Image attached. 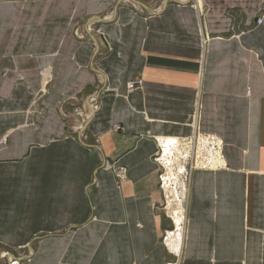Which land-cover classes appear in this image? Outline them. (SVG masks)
<instances>
[{
    "label": "crops",
    "instance_id": "crops-1",
    "mask_svg": "<svg viewBox=\"0 0 264 264\" xmlns=\"http://www.w3.org/2000/svg\"><path fill=\"white\" fill-rule=\"evenodd\" d=\"M206 135L164 242L160 139ZM171 251L264 264V0H0V264Z\"/></svg>",
    "mask_w": 264,
    "mask_h": 264
},
{
    "label": "built area",
    "instance_id": "built-area-1",
    "mask_svg": "<svg viewBox=\"0 0 264 264\" xmlns=\"http://www.w3.org/2000/svg\"><path fill=\"white\" fill-rule=\"evenodd\" d=\"M262 20V16L256 19V23H260ZM47 71V69L43 70V74ZM43 76V75H42ZM135 83L139 82H130L128 84L129 87L134 86ZM92 100V99H91ZM90 104V103H89ZM96 106L91 105V111L93 112L95 110ZM78 111V110H76ZM91 115V114H90ZM89 117V114L84 115L85 120ZM85 122V121H84ZM116 129H118V126H115ZM200 138V137H199ZM201 144V147H203V151H198L196 149L197 146ZM179 145V142H178ZM183 149H181L183 154H180V161L184 165V171L179 172L185 178V182H187L190 171L194 167H202V168H210L214 164L215 166L217 163L213 162V157L219 156L220 153V143L214 136L206 135L202 136L200 139L197 140H189L184 141L182 144H180ZM154 159H158L157 155H155ZM219 159V158H218ZM159 161V160H158ZM160 168H165V166L159 161ZM159 184L162 190L164 191L166 188V179L163 176V171L159 172ZM6 258L11 264H20L19 260L12 257L11 255H6ZM25 259V258H23ZM168 264H177L176 262L168 263Z\"/></svg>",
    "mask_w": 264,
    "mask_h": 264
},
{
    "label": "rangeland",
    "instance_id": "rangeland-1",
    "mask_svg": "<svg viewBox=\"0 0 264 264\" xmlns=\"http://www.w3.org/2000/svg\"><path fill=\"white\" fill-rule=\"evenodd\" d=\"M161 153H160V162H162V164L165 166V168L163 169L161 168V171H163V176L166 179V188L164 191H162L164 199H163V204L161 205V209L165 214L166 225L164 229V235L161 239L162 241L166 242L167 231H171L172 229H174L173 220L171 216L174 217L175 216L174 212L176 211L179 213V214L177 213V216L183 214L181 210L182 207L181 205L183 203L182 193H183V186L186 180H184L185 178H183V176L179 174V172L183 171L182 165L179 162V158H178L179 155L172 151L169 154H165L163 157ZM167 156L170 157L166 158ZM179 167H181V169H179ZM171 255L172 257L167 261V264L173 262L179 264V257L176 256L173 251H171Z\"/></svg>",
    "mask_w": 264,
    "mask_h": 264
},
{
    "label": "bare ground",
    "instance_id": "bare-ground-1",
    "mask_svg": "<svg viewBox=\"0 0 264 264\" xmlns=\"http://www.w3.org/2000/svg\"><path fill=\"white\" fill-rule=\"evenodd\" d=\"M160 143H161V147H160V149H159V152H158V154H157V157H158V159H156L157 160V162H159L160 161V153H161V150H162V153H161V155L164 157V155L165 154H169L170 152H174V153H176V154H178L179 156H178V158H179V162H180V164L182 165V169H183V171H184V165L182 164V162L180 161V154H183L184 152H182L181 151V149L179 148V145H178V141L177 140H175V138H162V139H160ZM160 143H159V145H160ZM162 148V149H161ZM199 151H201V144H199V149H198ZM177 152H179V153H177ZM168 157H170V156H167L166 158H168ZM219 158V159H218ZM159 160V161H158ZM217 161H221V153H219V156H216L215 158L213 157V162L214 163H217ZM162 163V162H161ZM215 165V164H214ZM213 165V166H214ZM179 169H181V167H179ZM174 180V179H173ZM186 182L184 183V186H183V196H184V194L186 193ZM175 213V221H176V223H178V222H180V221H182L183 222V220H184V214H181L180 216L178 215L177 216V211L176 212H174ZM179 214V213H178ZM182 238H183V236H182Z\"/></svg>",
    "mask_w": 264,
    "mask_h": 264
}]
</instances>
